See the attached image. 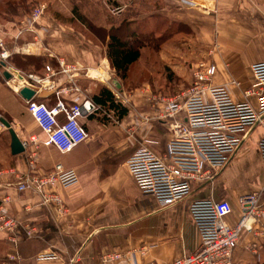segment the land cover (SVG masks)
Returning a JSON list of instances; mask_svg holds the SVG:
<instances>
[{
	"label": "crops",
	"instance_id": "1",
	"mask_svg": "<svg viewBox=\"0 0 264 264\" xmlns=\"http://www.w3.org/2000/svg\"><path fill=\"white\" fill-rule=\"evenodd\" d=\"M115 4L127 9L129 23L139 25L150 15L161 25L169 22L185 28L169 35L157 50L142 48L136 62L142 65L144 61L141 79H145L151 61L170 69L173 76L166 79L159 74L135 82L129 76L134 63L126 79L116 78L121 83L123 106L129 110L127 116L118 124H109L105 115L110 112L99 108L82 118L87 139L64 154L44 145L45 137L27 113L23 98L0 83V116L10 124L23 148L14 154L8 130L0 127V171L4 172L0 176V204L7 198L4 208L22 225L15 243L0 232V264H101L100 255L107 251L123 256L112 264H172L181 255L192 253L199 242L188 213L190 202L209 197L228 201L232 212L226 222L230 226L241 218V195L257 192L264 207V165L258 149L264 137L262 126L246 133L235 155L211 183H193L190 196L172 205H161L152 196L141 194L126 166L129 156L140 148L150 149L158 157L164 155L170 121L157 120L162 109L157 98L186 90L200 63L214 66L209 85L224 87L235 103L257 106L258 89H252L250 67L264 62V0H116ZM145 8L149 14H142ZM76 33L60 32L64 40L57 49L49 50L52 67L57 66L55 59H62L66 65L83 69L75 82L79 92L58 95L68 103L92 100L99 86L107 87V80L101 83L82 77L85 69L105 71L114 80L104 45L82 44ZM163 81L167 86L164 95L157 89ZM55 101V93L46 98L49 106ZM57 164L74 170L78 184L67 189L49 187L41 193L17 190L20 179L44 175ZM263 224L264 210L252 224V231L241 233L232 256L237 264H264V233L259 234L264 232ZM141 248L143 254L139 253ZM51 254L57 258L37 259Z\"/></svg>",
	"mask_w": 264,
	"mask_h": 264
},
{
	"label": "built area",
	"instance_id": "2",
	"mask_svg": "<svg viewBox=\"0 0 264 264\" xmlns=\"http://www.w3.org/2000/svg\"><path fill=\"white\" fill-rule=\"evenodd\" d=\"M39 10L36 9L35 12ZM7 56L6 52H2L0 59L4 61ZM56 62V68L44 65L42 78L31 74L22 76L19 73L16 78L13 73L15 70L5 67L10 78L4 81L15 93L19 94L23 88L34 91L29 100L23 99L25 109L44 135V145L54 147L64 154L87 139V131L81 119L96 113L99 107L90 99L68 103L59 98L60 93L69 95L79 92L75 82L83 69L66 65L62 59H56ZM250 71L254 81L252 89H258L256 107L247 102L235 103L224 87L209 85L208 81L215 74V69L214 66L203 63L193 70L192 82L186 90L175 96L157 98L162 105L157 120L170 121V139L166 151L162 157H158L150 149L140 148L126 161L127 169L141 194L152 196L164 206L186 199L191 194L193 183L213 181L217 172L235 155L250 129L256 126L264 128V62L254 63ZM91 72L93 70L85 69L81 75L90 78ZM91 78L100 80L97 75ZM17 81L20 82L16 83ZM109 83L108 89L123 106L125 101L121 88ZM51 93L56 96L53 106L46 103V98ZM249 93L250 91L245 92L246 95ZM105 117L109 124H118L119 120L113 113L106 114ZM0 127L3 126L0 124ZM31 140H35L34 137ZM258 149L264 165V137L259 141ZM3 174L0 171V176ZM77 184L75 171L63 169L57 164L53 171L44 175H30L20 179L16 188L18 191L34 189L41 193L49 187L67 189ZM7 200H1L0 204V232L15 243V235L21 231L22 225L4 208L3 203ZM54 201L58 203L55 197ZM238 204L242 212L241 218L236 225L230 226L226 222L232 212L228 201L209 197L190 202L188 213L199 242L192 253L181 255L172 264H237L232 256L240 235L252 231V224L257 222L264 210L255 191L241 195ZM24 231L26 235L30 234L27 225L24 226ZM143 252L144 248H141L139 253ZM122 257L119 252L107 251L100 255V262L112 264ZM56 258L52 254L37 257L39 261Z\"/></svg>",
	"mask_w": 264,
	"mask_h": 264
},
{
	"label": "rangeland",
	"instance_id": "3",
	"mask_svg": "<svg viewBox=\"0 0 264 264\" xmlns=\"http://www.w3.org/2000/svg\"><path fill=\"white\" fill-rule=\"evenodd\" d=\"M134 1L141 3V0ZM115 3L116 0H0V54L6 52L8 55L3 61L6 63V68H13L16 78L19 77V74L44 77V65L53 66L52 62L49 61V58L52 57L49 54L50 47L57 49L59 42L64 40L62 35H59L63 31L70 35L77 32L76 34L82 44L104 45L110 27H120L123 32L126 31L124 24L127 23V18H125L127 9L124 6H117ZM36 9L40 10L35 12ZM75 10L82 16L84 22L75 18L77 17L75 14L73 15ZM144 13L149 14L150 12L145 8L142 10V14ZM149 16L138 25V28H136V23L131 27V29L134 28L146 34L140 37L146 43L152 44L151 41L154 38L157 39L158 36L155 32L164 35L161 37L163 41L176 29L177 25L170 26L169 22L161 25L160 21ZM88 26L89 28H87ZM182 29L185 30L184 27ZM0 61L2 60L0 59ZM27 62H37L38 66L33 67L26 64ZM143 62H141L142 65L136 63L130 68L129 76H132L135 82L147 81L149 78L159 76V74L168 79L171 70L154 65L152 61L144 74L145 79L143 77L141 79L139 75L143 70ZM5 70L0 65L2 88H6L2 76ZM102 73L106 77L99 73L101 78L98 79L104 80L106 78L108 83L112 81L105 71ZM94 76V72L89 73L90 78ZM111 77L118 79L114 72ZM166 87L163 81V85L158 86L157 89L164 95L167 92ZM179 90L181 91L178 88V92H180ZM163 97L167 96L164 95Z\"/></svg>",
	"mask_w": 264,
	"mask_h": 264
},
{
	"label": "trees",
	"instance_id": "4",
	"mask_svg": "<svg viewBox=\"0 0 264 264\" xmlns=\"http://www.w3.org/2000/svg\"><path fill=\"white\" fill-rule=\"evenodd\" d=\"M73 12V15L75 14L77 16L74 17L82 22V16L78 14L76 10ZM134 25L135 23H125V32H123L120 27H110L106 34L107 38L104 44L105 56L109 62L110 68L113 70L115 75L118 76L119 81L126 79L129 67L137 62L140 56V50L142 48L148 47L152 50H157L173 32L176 30L183 31V26L177 25L176 29L171 32L163 41V38L158 37L157 39L154 38V40L151 41L152 44H150L140 39V37L146 35L145 33L134 28L131 29V27ZM170 26H173V24H170ZM87 28H89V26ZM136 28H138V25H136ZM26 64L32 65L33 67L38 66L37 62H27ZM172 76L173 73L170 72L169 77L171 78ZM92 100L101 110L113 113L118 120H121L123 117L127 116L129 112L128 108L117 102L112 92L104 86H99L97 88L95 93L92 95Z\"/></svg>",
	"mask_w": 264,
	"mask_h": 264
},
{
	"label": "water",
	"instance_id": "5",
	"mask_svg": "<svg viewBox=\"0 0 264 264\" xmlns=\"http://www.w3.org/2000/svg\"><path fill=\"white\" fill-rule=\"evenodd\" d=\"M0 65L1 67H3L5 69L6 67V63L3 61H0ZM2 76L4 77V79H9L10 75L9 73L5 70L2 73ZM112 85H114L116 88L120 87V84L118 83V81L116 79L112 80ZM34 94V91L28 88H23L19 91V95L23 98V99H27L29 100ZM0 124L6 128L10 134L11 137V150L13 151L14 154L17 153H21L23 151V148L21 146V143L19 141V139L17 138L16 134L14 133V131L12 130V128L10 127V124L0 116Z\"/></svg>",
	"mask_w": 264,
	"mask_h": 264
},
{
	"label": "bare ground",
	"instance_id": "6",
	"mask_svg": "<svg viewBox=\"0 0 264 264\" xmlns=\"http://www.w3.org/2000/svg\"><path fill=\"white\" fill-rule=\"evenodd\" d=\"M94 74H95V75L97 74V76H98L99 78H101L100 75L103 74V73H101V74L99 75V73H95V72H94ZM101 76H102V75H101ZM105 77H106V76H105ZM17 78H18V77H17ZM19 80H21V79H19ZM105 80H106V78H104L103 81H105ZM19 82H20V81H17L16 83H19Z\"/></svg>",
	"mask_w": 264,
	"mask_h": 264
}]
</instances>
